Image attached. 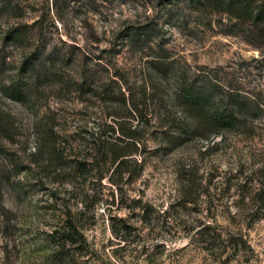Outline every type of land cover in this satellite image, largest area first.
<instances>
[{
	"label": "rangeland",
	"instance_id": "rangeland-1",
	"mask_svg": "<svg viewBox=\"0 0 264 264\" xmlns=\"http://www.w3.org/2000/svg\"><path fill=\"white\" fill-rule=\"evenodd\" d=\"M19 25L31 45L46 46L70 62L51 67L46 59L51 74H32L36 92L26 104L13 102L0 88V264L71 263L50 256L53 244L47 234L64 208L63 200L48 208L50 193L41 186L48 173L32 155L38 146L35 127L50 110L55 112L57 128L74 149L72 158H83L86 141L112 121L109 113H124L120 105L104 103L101 90L109 83L117 97H136L144 116L154 119L142 132L144 172L120 187L127 191L125 200L141 198L158 214L141 231V239L131 237L122 247L108 215L127 218L135 228L144 225L128 211L116 210L120 193L115 206L99 204L98 222L87 231L93 264H264V39L248 23L194 12L185 0H0L1 79L7 78L0 84L17 77L31 51L5 42L7 32ZM143 25L154 29L152 42L127 39L130 29ZM161 49L167 50L178 75L156 94L145 86L153 76L149 62ZM86 71L94 76L95 94L78 86ZM200 72L209 73L218 85L251 95L259 116L245 128L221 133L212 150L203 140L170 149L157 128L175 109L171 99L178 76ZM191 181L197 204L176 210V218L163 226L160 215L186 194ZM103 185L97 189L106 200L114 188L107 179ZM65 188L60 199L67 202L70 188ZM70 203L72 209L83 207L82 200L79 206L74 199ZM209 235L225 240L213 242ZM89 262L88 254L77 257L78 264Z\"/></svg>",
	"mask_w": 264,
	"mask_h": 264
},
{
	"label": "trees",
	"instance_id": "trees-1",
	"mask_svg": "<svg viewBox=\"0 0 264 264\" xmlns=\"http://www.w3.org/2000/svg\"><path fill=\"white\" fill-rule=\"evenodd\" d=\"M185 1L194 12L226 14L237 22L248 23L253 32H257L258 36L264 39V0ZM130 30L126 37L135 44L138 42L149 44L153 40L154 29H147L143 25ZM29 41L28 33L20 25L11 28L5 37V42L20 47L26 46L31 50L22 61L17 77L0 84L1 91L7 98L21 104L28 103L36 92V86L31 82L32 74L35 71L44 73L47 78L51 74L46 59L50 61L51 67L70 62L65 55L54 52L46 46L34 47ZM161 52L149 62L153 76L150 79V86H145V89L149 88L156 94L163 89V83H168L172 80V76L178 75L177 71L174 73V64L169 61L167 50L161 49ZM4 71L5 58L0 57V82L7 80V78L1 79ZM178 79L175 98L171 99L175 109L170 110L168 116L163 117L162 123H159L157 128L162 142H165L170 149L181 147L194 140H203L209 143L207 151L212 150L216 146V143L212 144L214 139L221 133L245 128L250 121L259 116V108L251 95L216 84L209 73L200 72L189 78H183V74H180ZM94 80L93 74L86 71L82 83L78 85L80 90L86 94H95ZM101 94L104 103L118 104L124 113L113 115L109 113L108 117L112 118V121H106L102 125V132L93 134L92 138L86 141L83 146L86 152L83 158L78 156L72 158L74 149L68 145L67 135L57 128L58 114L55 112L50 110L35 127L38 146L32 155L39 158L44 174L48 173L41 181L42 189L50 193L48 208H55L60 205L59 201L63 200L61 203L64 209L61 219L47 234L53 244L50 256L59 259V262L70 258V264H78L77 257L88 254L89 263H94L87 231L98 222V205L104 202L106 206H115L119 201V193L120 201L116 205V210L128 211L144 226L132 227L127 218L109 214V224L117 245L128 246L131 237L141 239V231L151 223L153 214H158L153 206L141 198L130 199V197L125 200L128 198L127 191L120 187L121 184L129 185L142 176L145 169L143 158L145 145L142 143V132L145 124L154 122V119L144 116L142 103L133 95L127 98L126 93H120L117 97L110 83L102 87ZM131 118L137 121L136 125L130 121ZM134 155L139 158H133ZM52 174L54 177L48 179ZM105 179L114 188L110 192L111 200H105L97 189L99 186H104ZM194 186V181L187 182L186 194L160 215L163 217V226L170 225L169 220L176 218V210H186L188 206L197 204L192 198L195 194ZM65 187L70 188L67 202L65 198L60 199L67 189ZM72 199L77 206L82 200V209H72L70 203ZM106 209L111 211L112 207ZM209 239L213 242L225 240L221 236L211 235ZM131 243L138 248L139 243ZM115 261L118 262V259Z\"/></svg>",
	"mask_w": 264,
	"mask_h": 264
}]
</instances>
